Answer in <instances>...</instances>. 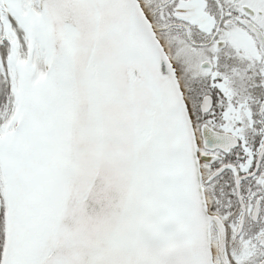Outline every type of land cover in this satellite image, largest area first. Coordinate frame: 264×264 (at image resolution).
I'll use <instances>...</instances> for the list:
<instances>
[{"label": "snow or ice", "instance_id": "1", "mask_svg": "<svg viewBox=\"0 0 264 264\" xmlns=\"http://www.w3.org/2000/svg\"><path fill=\"white\" fill-rule=\"evenodd\" d=\"M0 264H264V0H0Z\"/></svg>", "mask_w": 264, "mask_h": 264}]
</instances>
